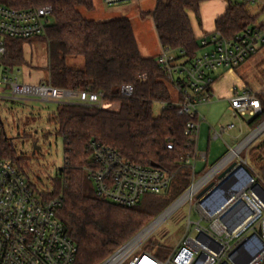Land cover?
<instances>
[{
    "label": "trees",
    "instance_id": "trees-1",
    "mask_svg": "<svg viewBox=\"0 0 264 264\" xmlns=\"http://www.w3.org/2000/svg\"><path fill=\"white\" fill-rule=\"evenodd\" d=\"M95 1L0 0V5L18 10L50 6L51 23L44 35L35 37L46 45V83L58 89L102 96L100 108L57 104L48 121L55 125L56 135L63 140L64 165L52 180L51 192L44 196L62 197L57 217L76 246L73 264H99L182 194L191 184L192 169L186 160H193L195 149V144L184 134L190 119L177 114L165 77L154 64L155 57L140 55L130 21L95 22L81 16L78 10L92 12ZM200 1L157 0L154 10L145 14L152 19L161 48L182 52L188 59L199 53L200 46L187 13H193L199 21ZM249 4L246 0L230 1L224 14L215 20V31L225 38H233L249 27L264 28V24L256 23L257 16L249 13ZM31 40H6L0 65L14 69L26 64L23 46ZM261 51L264 45L251 59ZM68 57H81L82 69L67 67ZM237 70L235 74L253 91ZM123 85L132 86V96L119 95ZM254 93L260 101V112L251 119V128L264 121V91ZM154 103L161 105L157 115L152 112ZM91 142L114 149L130 163L154 164L171 178L167 189L160 195L142 197L131 208L96 198L87 178L92 167L88 151ZM168 144L171 149H167ZM249 152L252 166L247 172L264 189V141ZM0 158L26 176L24 160L17 158L3 130ZM153 255L160 256L158 252Z\"/></svg>",
    "mask_w": 264,
    "mask_h": 264
},
{
    "label": "built area",
    "instance_id": "built-area-1",
    "mask_svg": "<svg viewBox=\"0 0 264 264\" xmlns=\"http://www.w3.org/2000/svg\"><path fill=\"white\" fill-rule=\"evenodd\" d=\"M128 1L131 0H101L106 8ZM51 18L50 6L18 10L0 5V58L5 54L6 40H29L42 36ZM198 43L200 51L191 59L184 57L182 52L161 48L154 60L166 84L175 94L173 104L177 114L190 119L184 134L195 144L193 160H186L192 172L195 158L206 159L204 153L196 152L198 126L204 121L199 116L198 108L213 101V85L222 73L234 72L261 49L264 45V28L249 27L233 38H225L214 31L200 37ZM0 83L13 100L76 103L94 108L102 105L99 93L58 89L47 83L26 84L8 68L3 69ZM132 94L131 85H123L119 89L122 97ZM228 103L236 124L218 126L213 133L214 140L236 127L241 134L243 128L249 127L251 119L260 112L259 99L245 86H232ZM2 130L0 120V132ZM241 144L229 148V153L200 181L195 184L191 181L179 199L159 218L99 264L264 262V189L249 175L246 163L238 158ZM167 149H171L170 144ZM88 151L92 167L88 170L87 178L96 198L100 200L131 208L145 195L162 194L170 183L171 178L157 167L130 163L114 149L101 143L91 142ZM232 164L234 166L219 178ZM216 176V182L210 183ZM184 203H188L190 209L194 208L198 221L192 222L188 215L185 233L178 245L163 259L149 252H141L139 248L148 233ZM61 206V195L48 199L43 193H36L26 176L10 162L0 158V264H73L77 249L57 217Z\"/></svg>",
    "mask_w": 264,
    "mask_h": 264
},
{
    "label": "rangeland",
    "instance_id": "rangeland-1",
    "mask_svg": "<svg viewBox=\"0 0 264 264\" xmlns=\"http://www.w3.org/2000/svg\"><path fill=\"white\" fill-rule=\"evenodd\" d=\"M231 1L233 2V0ZM96 4H98V1H96ZM154 4L155 0H144L133 7L134 18L131 19V26L139 53L142 57H147V54L144 53V48L155 49L159 47L152 19L148 15L140 17L142 12L151 11ZM259 8L261 9L259 10L257 7L250 8L247 6V9L251 13H258L257 24L264 22V7L260 6ZM78 11L86 20L96 22L101 19L96 17L94 11L87 12L84 9H79ZM23 53L28 63L15 69L13 71L14 74L17 75L21 81L29 84L38 83L41 79L43 83L46 82L47 74L45 70L34 68L46 62L45 43L34 38L24 44ZM152 56L153 55L149 57ZM263 58L264 51H261L259 55L241 65L237 70L240 77L246 79V82L254 92L264 91ZM262 59L263 61L260 63ZM66 66L72 69H82L83 59L81 57H68L66 59ZM2 73L3 69L0 67V82ZM233 81L234 79L228 75L222 77L218 83L222 84L223 87H227L232 84ZM172 100L175 101L176 98L172 96ZM56 106V103L40 102L34 99L13 100L10 98L9 92L4 85L0 83V120L3 133L13 146L17 158L24 160L26 179L32 185L36 193L49 194L53 186L52 180L64 165L63 140L60 136L56 135L55 125L48 123L51 116L56 111ZM227 108V102L219 100H215L209 105L198 108V113L201 117H204V121L199 125L197 151L198 154L207 152L208 156L206 163L200 161L198 158L196 159L194 171L191 174V181L193 184L200 181L207 172L215 167L229 153V148H235L240 142L243 143L248 137L256 133L247 144L241 146L238 154V158L246 163V169L249 168V166H252L250 161L251 153L249 151L254 146L264 141V128L260 131L259 128L254 132L259 125L255 128L248 126L246 128L244 127L241 135H238L237 131H229L222 134L221 138L214 140L212 138L213 133L218 129V126H224L229 122L235 121ZM160 110L161 105L154 103L152 106L153 114L157 115ZM245 120L247 119L245 118ZM204 168L205 170L203 171ZM216 179L217 176L214 177L210 183H215ZM152 196L154 195H145V197ZM180 196L181 194L162 212L153 217L144 228L159 218V216L178 200ZM193 201L195 202V197ZM188 215L189 220L192 222L198 221V216L194 208L191 207L190 209V205L184 203L172 216H169L159 225H156L148 233L146 240L139 248L140 251L149 252L151 254L158 252L160 255L158 258L160 259L166 257L181 241L188 222ZM256 231L258 232L259 229L256 228Z\"/></svg>",
    "mask_w": 264,
    "mask_h": 264
},
{
    "label": "crops",
    "instance_id": "crops-1",
    "mask_svg": "<svg viewBox=\"0 0 264 264\" xmlns=\"http://www.w3.org/2000/svg\"><path fill=\"white\" fill-rule=\"evenodd\" d=\"M96 1H98V4H96ZM96 1L94 2V10L93 11H94L96 17L101 18L99 20H102V21L98 20L96 22H105V21L115 20V19H128L130 21V23H131V19L134 18L133 7H135L139 2L144 1V0H131V1H128V2H126L124 4H121V5L115 6V7H111V8H106L102 4L101 0H96ZM156 1L157 0H155V4H154L153 9L151 11L142 12L140 14V17L144 16L145 14H147L149 12H152L154 10V8H155ZM230 1L231 0H201L200 3H199V15H198L199 16V21H197L195 15L193 13H191V12L187 13L195 39L199 40L200 37L208 35V34H210V33L215 31L214 22H215V20L218 17H220V16H222L224 14V12H225L226 8L228 7V4H229ZM248 6L250 8L257 7V9L260 10L261 9V8H259L260 6L264 7V0H252L251 4H249ZM249 13L251 14V16H257L258 17V13L254 14V13H251L250 11H249ZM257 22H258V20H256V23ZM260 24H264V22L263 23L261 22ZM160 49H161L160 45H159L158 48H155V49L144 48V53L147 54L146 55L147 57H144V58H151V57H149L151 55H153L152 57H156L157 54L159 53ZM0 67H2V69H5V67L2 66V65H0ZM46 67H47V52H46V62L45 63H41L40 66H37V67H34V68L43 69V70H45V72L47 74ZM15 69H18V68L11 69L12 72ZM228 75H230L234 79V81L229 86L223 87L222 84H219L218 82L220 81V79L222 77L228 76ZM47 77H48V74H47ZM47 77H46V80H47ZM41 80L38 83H43ZM21 82L26 83L24 81H21ZM38 83H35V84H38ZM44 83H46V82H44ZM26 84H29V83H26ZM232 86H239L240 87V86H245V84L235 74V72H224V73H222L217 78V80L215 81V83L213 85V91H214L215 97H214L213 101L211 102V103H213L215 100H217V101L218 100L219 101H226L227 104H228L227 110H228L229 113H230V110H229L228 97H229V89ZM171 95L175 97V94L173 92H172ZM230 115H231V113H230ZM231 117H232V115H231ZM202 118H204V117H202ZM200 123H199V125H200ZM231 123H235L236 124L235 121L229 122L228 124H231ZM228 124H226V125H228ZM226 125H224V126H226ZM229 131H237L238 135L240 134L239 130H238V127H236L234 130H229ZM229 131H227V132H229ZM242 133H243V130H242ZM198 134H199V126H198ZM198 134H197V142H198ZM235 138H233V139H235ZM197 142H196V152L198 154ZM202 153H204L206 155V159H207L208 153L207 152H202ZM206 159L204 161L205 163H206ZM195 161H196V158H195ZM195 161H194V165H195ZM200 161H203V160H200Z\"/></svg>",
    "mask_w": 264,
    "mask_h": 264
},
{
    "label": "water",
    "instance_id": "water-1",
    "mask_svg": "<svg viewBox=\"0 0 264 264\" xmlns=\"http://www.w3.org/2000/svg\"><path fill=\"white\" fill-rule=\"evenodd\" d=\"M264 124V121L256 128V129H258L259 127H261L262 125ZM151 167H156L154 164H151L150 165ZM234 166V164H232L229 168H227L223 173H221L220 174V176H219V178H221V177H223L232 167ZM210 186H208L207 188H205V190H203V192H205L208 188H209ZM257 187L258 188H260V186L259 185H257ZM261 189V188H260ZM202 192V193H203ZM144 230V229H143ZM143 230H141L140 232H142ZM139 232V233H140ZM250 262V260H247L244 264H247V263H249Z\"/></svg>",
    "mask_w": 264,
    "mask_h": 264
},
{
    "label": "bare ground",
    "instance_id": "bare-ground-1",
    "mask_svg": "<svg viewBox=\"0 0 264 264\" xmlns=\"http://www.w3.org/2000/svg\"><path fill=\"white\" fill-rule=\"evenodd\" d=\"M262 128H264V124L260 127L259 131H260ZM259 131H258V132H259ZM255 135H256V133H255L254 135H252L251 137H248V139H246V140L241 144V146L247 144V142H248L253 136H255ZM241 146L239 147V149H241ZM199 184H200V183H199ZM199 184H198V185H199ZM198 185H197V186H198ZM197 186H196V187H197Z\"/></svg>",
    "mask_w": 264,
    "mask_h": 264
}]
</instances>
